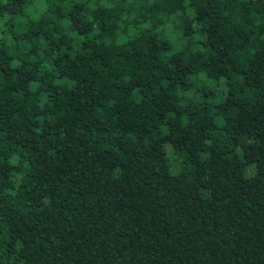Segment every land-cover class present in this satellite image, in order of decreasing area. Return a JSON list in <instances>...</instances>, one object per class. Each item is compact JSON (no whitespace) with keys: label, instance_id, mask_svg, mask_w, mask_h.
Returning <instances> with one entry per match:
<instances>
[{"label":"trees","instance_id":"16d2710c","mask_svg":"<svg viewBox=\"0 0 264 264\" xmlns=\"http://www.w3.org/2000/svg\"><path fill=\"white\" fill-rule=\"evenodd\" d=\"M0 264H264V0H0Z\"/></svg>","mask_w":264,"mask_h":264}]
</instances>
